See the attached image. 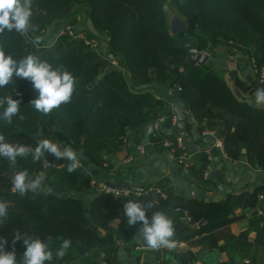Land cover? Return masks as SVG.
Segmentation results:
<instances>
[{"label": "trees", "instance_id": "16d2710c", "mask_svg": "<svg viewBox=\"0 0 264 264\" xmlns=\"http://www.w3.org/2000/svg\"><path fill=\"white\" fill-rule=\"evenodd\" d=\"M166 1L31 0L30 22L35 30L30 29L27 34L5 30L0 34V49L6 56L12 55L19 62L31 54L53 69L64 68L76 81L71 102L43 115L29 103L38 98V90L30 81L14 74L13 82L0 88V101L7 97L20 100V113L25 118L14 116L10 124L0 119V135L4 136V142L21 144L34 152L40 140L48 139L60 143L61 150L67 146L76 152L85 151V157L79 158L80 167L71 173L67 171L69 161L56 159L48 153L37 162L31 154L27 158L18 157L15 166L0 157V202L6 204L8 212V218L0 223V238L7 240L6 252L15 250L18 264L26 249L22 239L13 244L17 233L43 242L70 240V246L74 247L93 237L86 223L88 218L99 226L119 219L127 230L139 233L141 223L129 226L124 215L123 206L128 201L141 204L149 219L156 213L157 202L149 195L114 197L97 193L84 172L85 168L89 171L103 168L101 151L105 147H115L127 131L151 119L155 110L164 105L149 88L153 80L169 83L186 107L201 109L207 106L212 118L226 115L221 137L225 156L236 159L245 147L253 165L264 170V108L237 100L204 65L188 64L183 70L173 71L188 57L180 41L183 34L189 41L191 35V42L201 49L230 43L260 68L264 64L263 0H168L174 12L187 24L186 30L179 34L169 30ZM80 3L84 4L85 11L82 20L77 18V12H72L73 5ZM71 17L77 19L72 21ZM51 24L57 26L56 40L52 39L48 45L42 39L39 44L35 43ZM67 25L73 30V36L64 31ZM78 34L96 38L99 46L96 50L89 48L83 37L74 38ZM104 46L107 55L103 59L100 53ZM110 54L115 56L118 65L111 64ZM6 106V102L0 103V114ZM171 115L165 118L160 129L174 128ZM46 161L53 167L48 175L56 189H30L23 196L13 190L12 179L17 171H27L29 177L37 176L43 172ZM96 182L100 184L97 179ZM59 185L64 191L58 190ZM77 188L88 191L89 203L78 199ZM159 205L169 204L160 201ZM212 206L203 201L171 206L183 210L189 217L187 223L194 225L193 232H185L180 239L211 231L234 219L229 217L226 202L220 204L219 210H213ZM201 220L206 223L196 227ZM254 222L263 225L259 218Z\"/></svg>", "mask_w": 264, "mask_h": 264}, {"label": "crops", "instance_id": "0c3cea01", "mask_svg": "<svg viewBox=\"0 0 264 264\" xmlns=\"http://www.w3.org/2000/svg\"><path fill=\"white\" fill-rule=\"evenodd\" d=\"M69 19L73 21L77 18ZM203 48L208 47L201 49L198 46L200 51ZM209 48L210 54L203 65L213 71L237 100L252 107L264 108V105L255 104L256 90L264 86L257 81L248 55L230 43H217ZM188 64L187 57L185 63L173 71L183 70ZM149 88L164 105L155 110L151 119L127 131L115 147H105L101 151L105 165L87 175L103 185L113 177L116 182H127L128 187L141 189L139 192L132 191L133 196L145 194L152 197L157 202L156 212L164 213L173 223L174 235L171 239L175 241V247L143 248L134 241L136 232L127 230L121 220L114 219L106 226H99L88 218L86 223L92 230V239L70 246L63 258L56 256L62 242L59 239L46 241L53 252V260L46 264H101L103 261L109 264H264V170L253 165L245 147L241 148L238 158L230 159L214 147L215 136H201L203 129H210L222 137L226 115L212 118L207 113V106L201 109L186 107L178 94L176 97L170 94L175 89L169 83L153 80ZM175 106L184 112L186 131L196 147L194 151L189 150L187 169L179 165L172 169V163L160 145L162 139L178 134L175 126L163 127L156 136H153L151 128L159 116L166 118L175 113ZM138 144L145 145L146 152L142 155L135 151ZM78 155L84 157L85 151H80ZM129 155L132 161L125 162ZM50 165L45 163V170ZM205 165L209 166L207 180L202 178ZM46 177L40 186L32 190L56 189L49 176ZM57 188L64 191L61 185ZM75 194L85 204L91 200L90 194L83 188L75 189ZM160 201L169 205L162 207ZM194 201L213 204V210H219L220 204L226 202L229 217L234 219L211 231L180 239L185 232H193L194 225L183 219V210H175L171 206ZM257 218L262 226L255 224L254 219Z\"/></svg>", "mask_w": 264, "mask_h": 264}, {"label": "clouds", "instance_id": "9594fccd", "mask_svg": "<svg viewBox=\"0 0 264 264\" xmlns=\"http://www.w3.org/2000/svg\"><path fill=\"white\" fill-rule=\"evenodd\" d=\"M32 14L31 0H0V34L4 33L5 30L8 32L15 30L16 33L20 34H27L30 29L35 30L30 22ZM40 41L41 38L37 37L34 42L39 44ZM14 74L20 79L30 81L34 89L38 90V98L29 103L43 115H49L54 109L71 102L76 81L69 71L62 67L53 69L49 63L42 62L38 57L31 54L17 62L12 55L6 56L5 51L0 49V88L12 83ZM17 94L19 95V93ZM5 102L7 106L0 114V119L10 124L14 116H18L21 120L25 118L20 113V100L7 97L5 101H0V103ZM255 104L256 106L264 105V88L256 90ZM45 153L54 156L56 159L69 161L67 168L69 173L80 167L78 154L70 147L65 146L61 150L57 143L42 139L33 152L27 146L4 142V136L0 135V157L6 158L12 166L16 165L18 157L27 158L31 154L33 161L37 162ZM44 180L43 175L29 179L27 171H17L12 179L13 190L23 196L30 189L40 186ZM123 211L129 226L141 223L138 231L147 246L154 249L175 247V241L171 239L174 235L173 223L164 213L156 212L149 219L146 215V209L133 201L124 204ZM7 218V206L0 202V223H3ZM21 239L26 250L23 252L20 264H46V262L53 260V252L49 245L41 239L27 235L21 237L17 233L14 236L13 244ZM6 244L7 240L0 238V264H18L15 250L6 252ZM70 245V240H64L60 250L56 252V256L63 258L66 254L65 250Z\"/></svg>", "mask_w": 264, "mask_h": 264}, {"label": "built area", "instance_id": "2783aa9c", "mask_svg": "<svg viewBox=\"0 0 264 264\" xmlns=\"http://www.w3.org/2000/svg\"><path fill=\"white\" fill-rule=\"evenodd\" d=\"M263 4H264V0H263ZM64 31H66V33H68V35L73 36V30L71 29V27L69 25H67L64 29ZM83 37L80 34L74 36V38H80ZM84 38V42L85 44L89 47L92 48L94 50H96V48L99 46V42L96 38L93 37H89V38ZM112 63H114L115 65H118V63L116 62V60L111 61ZM251 63L253 65V68L256 72L257 75V81L264 86V64H262V66L260 68L256 67V63L254 62V60H251ZM177 90H180V87L177 88ZM165 118L162 116H159L152 124V132H153V136H156V133H158V131H160V127L161 125L164 123ZM170 122L173 126L176 125V115L175 113H172V115L170 116ZM202 136L205 135H210V136H215V142H214V147L218 148L223 154H224V150H223V145H222V139L221 137H219L218 135H216L214 130H210V129H203L201 132ZM161 147L165 150L166 155L168 157V160L175 165H179L181 168L183 169H187L189 167V157H190V152H189V148L186 145V142L184 140V138L178 133L176 134L173 138H164L161 140L160 142ZM135 151L137 154L142 155L146 152V148L144 144H138L135 147ZM132 161V156L129 155L125 158V162H130ZM84 172H86L87 174L90 172L89 170H87L86 168L84 169ZM209 177V166L205 165L203 171H202V178L204 180H207ZM90 186L95 190V192L97 193H103V194H110L114 197H126L129 196L130 194H132V190L129 188H123V189H118V188H110V187H106L103 184H97L96 179L94 177H90ZM178 210V209H176ZM183 219L185 221L189 220V217L186 214H183ZM101 264H109L108 262L103 261Z\"/></svg>", "mask_w": 264, "mask_h": 264}, {"label": "water", "instance_id": "95a60500", "mask_svg": "<svg viewBox=\"0 0 264 264\" xmlns=\"http://www.w3.org/2000/svg\"><path fill=\"white\" fill-rule=\"evenodd\" d=\"M168 24H169V30L172 34L182 33L187 28L186 22L184 21L183 18L180 17V15L177 12H173L170 15V17L168 18ZM180 41L182 42V44L184 45V47L187 50L188 63L191 65H194V64L203 65L205 60L207 59V56L210 54V48H206L203 51H199L196 43L189 41L186 34H183L180 37ZM109 59L115 60V56L110 54ZM151 74H153V72H151ZM170 94H172L173 97H176V95H177L176 91L173 89L170 91ZM174 112H175L176 121H177L176 125H175L177 132L184 138L186 145L188 146L189 150H191V151L196 150L195 145L192 143L191 138L186 131L184 112L180 108H178L177 106L174 107ZM171 168L176 169L175 164H172ZM178 170H181V168H178ZM104 185L106 187H110V188H118V189L129 188L135 192L141 191V189L136 188V187H134V188L128 187L127 182H116L113 177H111L107 181H105ZM203 224H205V220L199 221L197 223L196 227H200ZM134 241L139 246H141L143 248H151L144 243L140 233H136L134 235ZM144 264H147V263L145 262Z\"/></svg>", "mask_w": 264, "mask_h": 264}, {"label": "rangeland", "instance_id": "374dc122", "mask_svg": "<svg viewBox=\"0 0 264 264\" xmlns=\"http://www.w3.org/2000/svg\"><path fill=\"white\" fill-rule=\"evenodd\" d=\"M83 9H84V4L83 3H80V4H75V5H73V7H72V12H77V18H79V20H82L83 19V17H84V12H83ZM165 10H166V14H167V16H168V18L170 17V15L174 12V10H173V8H172V6H171V4H170V2L167 0L166 1V3H165ZM55 25H53V24H51L49 27L47 26V27H45V29L43 30V32H42V36L40 37L41 39H42V41H44V43L46 44V45H48L51 41H52V39L55 41L56 40V37H55V35H57V33L58 32H55V29L57 28V26H55ZM70 26V25H69ZM54 30V31H53ZM49 37V38H48ZM189 37L191 38V40L190 41H193V38H192V36L191 35H189ZM101 55H102V57L101 58H103V57H105L106 55H107V50H103V51H101V53H100ZM104 59V58H103ZM106 60V59H105ZM60 142V141H59ZM59 145H60V143H59ZM62 150H63V147H62ZM79 152H77V154H78ZM78 157H79V155H78ZM84 157H85V155H84ZM80 158V157H79ZM102 160H104L103 158H102ZM104 162V161H103ZM45 163H48V164H50L48 161H46ZM105 164L103 163V166H104ZM51 169V170H50ZM52 171H53V167H52V165H50V168H47L46 170H45V168L43 169V172H41L39 175H43V176H45V180H46V175H48V173H52ZM38 176V175H37ZM49 176V180H51L52 181V178H51V175H48ZM36 176H30L29 178L30 179H32V178H35Z\"/></svg>", "mask_w": 264, "mask_h": 264}]
</instances>
